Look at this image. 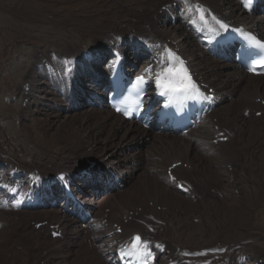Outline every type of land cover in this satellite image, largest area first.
Returning <instances> with one entry per match:
<instances>
[{"label":"bare ground","instance_id":"1","mask_svg":"<svg viewBox=\"0 0 264 264\" xmlns=\"http://www.w3.org/2000/svg\"><path fill=\"white\" fill-rule=\"evenodd\" d=\"M231 1L234 4H231ZM236 7L238 9L236 0H161L160 3H157L155 9L142 13L135 18L136 20L138 19L136 26L126 27L125 25L113 26L109 24L105 28V31L98 35L99 38L95 43L90 45L72 43L70 46H66L62 56L55 55L53 57H46V59H43V57L39 58L37 64H34L36 67L27 71L26 77H23V82L19 83L17 87L18 93H20L19 96L23 97L25 101L28 100L26 106L20 108L19 111V113H24L20 116L23 122L29 120L33 111L42 110L43 106H46L47 110H45L47 112L55 114V118L60 114H65L67 117L74 116L79 112L72 111L69 109V105L63 104V98L66 97L64 86L70 81L73 82L80 79L83 74L90 79L96 77L89 73V68L86 67L84 61L97 62V60H101L106 53V48L111 44L125 46L129 42L143 45L145 42L151 44L150 41L163 40L178 48L187 57L196 75L202 78L203 82L212 83L209 85L212 88H216L220 94L227 92L233 98L232 101H226L224 97V105L221 108H216L208 115L207 122H210L211 130L207 133L205 126L202 125L198 128L197 132L195 131L183 136L148 134V131L142 132L136 125L124 121L120 115L114 114L109 109H87L82 114L80 127L74 134H63L64 139L62 137L59 138V140H62L63 145L58 147L59 149L57 150L59 151L51 153L49 160L39 157L32 162H25L12 155H7L1 160H5V163L9 164L12 168L18 165L28 170V172L38 169L43 179L56 174L73 175V169L75 170L76 166H80L85 162L97 163L105 171H119L126 177V187L124 189L130 188L132 183L144 179L142 182L145 184L131 193H126L130 189L126 192L123 189L122 191L109 193L98 204L95 203L94 207L101 214L107 215L111 223L115 222L117 227L121 225L122 232H119L117 227L113 228L116 233L124 234L128 237L137 231H142L149 244H154L156 245L155 248H159L158 251L160 252L157 254L160 262L161 258L163 259L164 257H174V260H176V257L166 255L164 248L167 247L164 236L170 235L171 232H166V229H163L162 232L165 234H163V237L159 236L157 227L153 222V217L155 219L157 217L163 219L174 217L173 219H178V216H181L183 212L184 214L188 212V215L200 214L208 218H218L212 213L202 214L195 210L199 208L201 211L205 210L200 205H207L208 207L210 205L209 201L216 204L209 211L220 215L222 214V209L225 208L226 214L230 215L229 220L231 222L237 219L236 214L250 217L254 212L253 208L258 203L256 200L257 195H264L263 181L259 180L258 171L252 170L249 176L246 177L245 174L249 170H244L247 167L245 155L251 151L250 147L255 142L264 147V138L261 137V133L264 137V129L262 128V126L264 127V76L255 77L244 72L231 70L229 64H217V61L213 57L201 48H198L196 36L195 34L192 35L199 24L196 16L197 9H202L206 12L213 11L228 20L253 26L264 35V16L258 19L251 17V20L247 22L245 19L250 16L246 17L245 14H241L240 12H238V16L235 13ZM175 12H179V18L177 19H173V15H170V13ZM249 21L253 22L250 23ZM172 26L175 27L174 30H172ZM104 44L106 47H100ZM200 50L201 52H199ZM65 62H71V64L65 66ZM37 69L41 70L43 74L45 73L46 77H49L52 82V85L49 88H44V91L33 88V84L35 85L37 81V72L35 71ZM65 70L68 72L67 74H65ZM104 74H99L101 75L100 79L105 78ZM28 93H31V95L28 96ZM30 97L31 100H29ZM54 101L59 102L58 108L52 105ZM243 108L250 110L248 116L244 115L243 117ZM257 110L263 113L259 118L252 113ZM39 126L42 127V125ZM45 126L47 127L46 131L50 129L46 122ZM220 131L226 132V135L229 136L227 142L220 141ZM205 134L210 139L207 142H201L200 136ZM29 136H31L30 133ZM91 139L95 142L94 147L86 142V140ZM145 141L148 142L147 148H150L154 144V141H158L159 148L155 150L149 149L146 152L143 150ZM184 143H193V150L197 147L199 152H191L190 147L186 146L181 149ZM131 147L133 149L129 151ZM243 150H245V154ZM261 151L263 152L264 150L261 149L249 164L252 165L259 158V154L262 153ZM212 153L220 154L219 159L217 160L218 156ZM149 155L150 157H148ZM195 157H197L196 160L199 163L207 161V163L209 162L212 165L224 166L222 170L227 168L230 172L227 175H223L215 171L213 172V167L211 166H207L208 169H204L205 164L201 165L190 162ZM206 157H209V159L207 160ZM136 161H142V164L134 165ZM144 162L153 164L152 167H154V169L148 170L149 173L147 175L146 173L142 174L140 170L141 167L145 170L146 165H144ZM137 166L139 168L137 170H140L139 172L135 170ZM259 166H262V164ZM32 168L33 170H30ZM171 170L185 186L192 185L195 188L199 184L202 185L206 190L201 193V197L204 200L198 202L193 195H184L167 182L170 178L169 172ZM241 171L242 174L238 173ZM241 176L244 180L243 186L246 183L249 194L252 195V202L249 205L253 206V208L250 209L246 204L240 203L239 200L230 205H221L222 200L220 201L219 196L214 195L215 191L211 192L210 188L216 189L217 187H222L224 185L223 180L226 179L228 186L233 187V182L234 186H237L239 189L240 182L236 183L235 181L240 179ZM159 178L162 180H159ZM135 179L136 181H134ZM248 182L257 183L258 189L252 188L254 192L251 193V187L254 185H250ZM233 192H230L229 199L233 196ZM185 196H188V198ZM234 196L235 198H239L236 192ZM176 199L181 202V206L175 207L174 200ZM184 203L187 205L182 207ZM252 210L253 212L251 213ZM18 218L17 222H15L13 221L14 215L11 212H2L0 214V232L5 231L8 234L0 235V237L7 236L12 238L14 232L31 237L29 242L33 246L34 251L36 247H39L41 250H45L46 253L48 249L54 253L55 257L52 256L50 258L51 261L49 259L51 264H59L60 261H66L65 264H110L95 250L90 251L83 244L82 240L77 243L78 240L75 239H83V236L81 231L74 228L72 222L63 225L65 241H67L65 245L61 241L52 245L46 240L45 234L33 231L35 228L29 224L31 220L43 222L49 219L52 223H59L63 217L58 209L19 212ZM21 222H24V226H20L19 229L16 228L11 233L6 229L7 225H10V227L15 226L17 223L21 225ZM206 225L212 228L210 224ZM42 228H45V226L40 227V229ZM200 229L203 230V228ZM222 229L217 230V233L225 234ZM206 230L208 231V229ZM237 230L243 231L239 227H234V230H230L229 234ZM217 233L213 234L216 238L211 240H222L224 238L225 235H222V239H219ZM97 238L99 241L102 240L100 235ZM168 239L170 241L173 240L172 237H168ZM237 243L238 240L236 243L234 242V251L236 250L235 246ZM213 244L207 243L208 246H212ZM202 245L196 244L192 247L199 249ZM63 248L65 249L63 250ZM1 254L3 256L2 260L0 259V264H8L5 250H1ZM36 256L40 257L38 254ZM187 261V259L182 260V262L188 264Z\"/></svg>","mask_w":264,"mask_h":264},{"label":"rangeland","instance_id":"2","mask_svg":"<svg viewBox=\"0 0 264 264\" xmlns=\"http://www.w3.org/2000/svg\"><path fill=\"white\" fill-rule=\"evenodd\" d=\"M160 1L161 0H0V157L3 156L2 152L6 148L11 154L19 152V155L26 160L31 158V155L33 157L36 156L46 159L51 153L59 151L57 150L59 149L58 147L63 145L62 140H59V138L62 137V139H64L63 134H74L80 127V120L84 113L83 110L74 116L67 117L65 114H60L55 118V114H50L45 110V106H43L44 109L42 108L40 111H33L26 124H24L25 121L20 123L17 113L22 106H25V99L22 97V102L17 87L19 83L23 82V77H26L27 71L36 67L34 64H37L39 58L43 57V59H46V57H53L55 55L62 56L66 46L68 47L72 43L83 45L95 43L99 38L98 35L104 32L109 24L113 26L125 25L126 27L136 26L138 19L136 20L135 18L142 13L155 9L157 3H160ZM230 3L234 4L233 1ZM235 13L239 16L237 7ZM245 16L248 17V15ZM255 18H259V15H256ZM248 20H251V17L245 19L247 22ZM249 22L252 23L253 21ZM174 29L175 27L172 26V30ZM100 47L106 46L104 44ZM199 52H201V50ZM216 63L219 64L218 62ZM35 71L37 72V81L35 85L33 84V88L42 89V91L45 90L44 88H49L52 85L51 79L46 77L47 75L45 73L43 74L41 70L37 69ZM30 88H32V86H30ZM16 93L18 95H16ZM29 95H31V93H28V96ZM29 100H31V97ZM67 120L71 122L68 123ZM45 122L50 128L47 129V131ZM209 123L210 122H207V125H205L206 133L211 130V124ZM39 125H42V127ZM43 127L45 128L44 130ZM29 133L31 136H29ZM200 137L202 139L201 142L210 139L207 134ZM261 137L264 138L262 133ZM10 141L11 144L9 145ZM86 142H88L89 145H93V147L95 145L93 139L86 140ZM185 146L190 147L189 149L191 152H199L197 147L193 150V143H184L181 149ZM147 147L148 142L145 141L143 150L146 152L149 149L155 150L159 148V142L154 141V144L151 145L150 148ZM23 148L27 150L28 154L21 152ZM261 149L264 150V147H261L257 142L250 147L251 151L245 155L247 167L244 170H249L245 174L246 177L249 176L252 170H257L259 173L258 178L263 181L264 186V151H261L262 153L259 154V158L252 164L256 167L249 164ZM243 152L244 154L246 153L245 150H243ZM219 155L220 154H218L217 160L219 159ZM148 157H150V155ZM196 159L197 157L191 159L190 162L201 165L205 164L204 169H208L207 166H211L213 167V172L215 171L223 175H227V173L230 172L227 168L222 170L224 166L212 165L209 162L207 163V161L199 163ZM206 159L208 160L209 157H206ZM223 161L225 160L223 159ZM260 164H262V166H259ZM144 165H146L145 170L142 167L140 169L142 174L146 173L147 175L149 173L148 170L154 169V167H152L153 164L144 162ZM137 169H139L138 166L135 170ZM238 173L242 174V171ZM142 180L134 182L136 181L135 179L133 181L134 183H132L133 185L131 184V187L124 189V191L126 192L130 189L129 192L126 193H131L133 190L145 184ZM159 180L162 179L159 178ZM223 181L224 185L217 189V192L224 198L221 205H230L233 202L236 203V200H239L240 203L246 204L250 209L253 208V206L249 205V203L252 202V195L249 194L246 183H244L243 186L244 180L242 176L235 181L236 183L240 182L239 189L237 186H234L235 184H233V182L232 185L234 189L228 186L226 179ZM248 183L254 185L250 190V192L253 193L254 190H252V188L256 190L258 184L255 182ZM231 191L234 192L231 199H229ZM235 192L238 193L239 198H235ZM185 197L188 198V196ZM256 200L258 203L256 207L253 208L254 212L253 210L251 211V213H253H250V217H243L242 215L236 214L237 219L234 222L229 220L230 215L226 214L227 211H225V208L222 209V214L220 215L216 212L209 211L213 205H216L212 201H209L210 203L208 202L210 204L208 207L207 205L198 204L202 206V208H205V210L201 211L200 208L195 209L197 212L202 214L212 213L218 218H208L200 214L188 215V212L186 214L183 212L181 216H178V219H169V223H173L178 227V232L170 236L173 238L172 243L178 245L177 248L179 251H182V253L193 255L194 258L199 257V259H207L206 261L209 264H218L227 260L229 249L235 245L234 242L236 243L238 240L235 246L237 249L236 252L240 251V253H245L244 262H246V264H264V195H257ZM174 204L175 207L181 206V202L178 199L174 200ZM186 205L187 204L184 203L182 207ZM206 224H210L212 228H210V226L208 227ZM18 226L20 227L18 223L15 224V226H11V230L14 231ZM234 227H239L243 231L237 230L229 234L230 230H234ZM200 228H203V230ZM220 228H223L222 230L225 234L217 233V230H220ZM206 229H208V231ZM0 233H2L0 235H8L5 231ZM214 233H217L219 239H222V235L225 236L222 240L213 241L211 239L216 238V236L213 235ZM0 242V259L2 260L3 256L1 250H5L8 264H41L38 259L34 262L31 260V263L28 262V253L30 251L27 253L23 248L14 247V242L11 240L7 241V236L0 237ZM207 243L214 244L208 246ZM196 244H199V246L200 244L203 245L199 249L192 247ZM64 249L65 248H63V250ZM48 255L50 258L52 256L55 257L52 252ZM231 257L235 258L236 254H232ZM65 262L66 261H60L59 264H65ZM241 263L242 262L239 264ZM43 264H51V262L47 261ZM224 264H226V262Z\"/></svg>","mask_w":264,"mask_h":264},{"label":"snow or ice","instance_id":"3","mask_svg":"<svg viewBox=\"0 0 264 264\" xmlns=\"http://www.w3.org/2000/svg\"><path fill=\"white\" fill-rule=\"evenodd\" d=\"M197 12L200 14L201 20H204L205 17L203 14V10L197 9ZM217 23H220V22L217 21ZM220 27L226 28L227 26L220 23ZM256 43L260 44L259 41H256ZM261 47H264V45H261ZM177 60L179 62L180 68L176 69L174 67H168L166 69H162V72H166L167 75L163 77V82H162L160 75L158 74L157 83L161 84V86L165 89V91L170 92V93L188 92L190 90H195L196 92H198L199 91L198 87L191 80L190 75H188L187 73V69L183 67L184 62L182 60H179V58H177ZM147 71H150V69H146V72ZM143 79L144 77L141 76L138 78V81H142ZM204 98L207 99L209 97H204ZM133 239H134V242L132 244V249L136 254H140L142 251V246L146 244V242H143L139 235L135 236ZM131 254L133 253H127V255H131Z\"/></svg>","mask_w":264,"mask_h":264}]
</instances>
